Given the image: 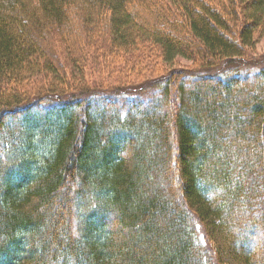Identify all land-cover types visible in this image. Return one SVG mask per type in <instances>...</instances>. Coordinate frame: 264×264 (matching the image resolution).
Segmentation results:
<instances>
[{
    "label": "trees",
    "instance_id": "obj_1",
    "mask_svg": "<svg viewBox=\"0 0 264 264\" xmlns=\"http://www.w3.org/2000/svg\"><path fill=\"white\" fill-rule=\"evenodd\" d=\"M257 32L264 0H0V264H264V68L198 73ZM87 49L166 70L67 83Z\"/></svg>",
    "mask_w": 264,
    "mask_h": 264
},
{
    "label": "rangeland",
    "instance_id": "obj_2",
    "mask_svg": "<svg viewBox=\"0 0 264 264\" xmlns=\"http://www.w3.org/2000/svg\"><path fill=\"white\" fill-rule=\"evenodd\" d=\"M259 32V31H258ZM256 33L253 35L252 43L249 47L245 48L243 50V58L234 59L231 62L232 64H220L218 66V69L212 70H204L199 71L200 74L205 75H212L219 73L220 71L226 70V67L230 70H233V72H252L257 71L260 68H264V34L261 36L260 33ZM85 59L82 61V63H85V67L83 70V78L77 79L76 81L68 79L66 80L67 83L71 84H83L86 87H99L102 86L104 89H110L117 88L118 85H129L134 84L140 80L148 79L151 77L159 76L163 72H165V66L160 63V61L157 62H151L150 60H143L141 58V61L139 63L136 62L134 59V56H132L130 59L122 58L119 55H111L110 58L107 60L103 59L105 61V64L102 63V60L100 58V55L98 53V56L95 58V54H93V51H90V49L85 50ZM90 51V52H89ZM89 52V53H88ZM93 55V56H92ZM55 58L58 60L59 64L62 67V70L60 73H64L66 71L70 75V67H71V61L73 56L71 54H68L64 51H59L57 54H55ZM107 61V62H106ZM94 62V63H92ZM230 62V63H231ZM81 64V63H80ZM179 65L183 67L191 68L192 64L186 61H180ZM225 65V66H224ZM197 73V72H196ZM42 84H36V86H39ZM99 85V86H98ZM136 88V87H135ZM153 88L145 89L143 92H141L142 97H146L150 92H152ZM118 93V90H115ZM112 93H116V92ZM136 91V89H135ZM134 92L129 91V94H133ZM101 96H105V94H100ZM106 95L115 96L117 94H109ZM115 107H118V103L111 104ZM240 227H235V230H238ZM253 246H256L258 243L264 242V238L261 236L254 237L253 238Z\"/></svg>",
    "mask_w": 264,
    "mask_h": 264
}]
</instances>
